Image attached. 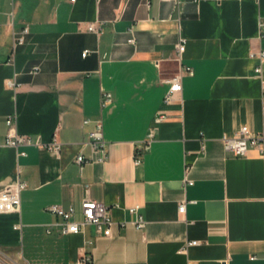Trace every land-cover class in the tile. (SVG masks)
<instances>
[{
	"label": "crops",
	"instance_id": "obj_1",
	"mask_svg": "<svg viewBox=\"0 0 264 264\" xmlns=\"http://www.w3.org/2000/svg\"><path fill=\"white\" fill-rule=\"evenodd\" d=\"M262 18L264 0H0V187L28 184L20 211L0 213L8 256L19 264H70L84 253L89 264H264V157L235 155L222 139L264 125L251 56L264 49ZM182 64L195 73L168 103L164 78ZM106 91L113 99L103 106ZM10 116L30 142L6 144ZM100 120L104 158L88 143ZM55 133L60 152L46 146ZM87 198L110 207L111 236L92 223L62 233L63 217L47 209L74 206L82 222ZM193 239L199 244L182 252Z\"/></svg>",
	"mask_w": 264,
	"mask_h": 264
},
{
	"label": "built area",
	"instance_id": "obj_2",
	"mask_svg": "<svg viewBox=\"0 0 264 264\" xmlns=\"http://www.w3.org/2000/svg\"><path fill=\"white\" fill-rule=\"evenodd\" d=\"M75 1V0H72ZM261 35L264 36V18L260 22ZM89 30L95 32H102V28L98 22H91L89 24ZM28 31V28H24L23 33L15 38L14 46L24 42V34ZM134 42V38L130 39ZM185 42H181L178 45V60L182 61L183 52L185 50ZM85 54L87 51L84 52ZM251 56L257 57L259 59V64L256 66L255 71L262 79V99H263V113H264V76H263V63H264V49L258 51H252ZM195 73L194 69L190 65L182 64L181 70L171 77L164 78L165 81L170 82L169 90L166 93V102H172L176 93L183 90V80L185 74L193 75ZM14 84L13 82H11ZM113 96L111 92H103L102 95V105H106L108 102L112 101ZM163 116H159L160 120ZM88 120H86L87 122ZM9 132L6 138V144L11 146H19L23 143L30 142L31 139L25 135L20 134L16 130V123L13 116L8 119ZM153 136L151 133L148 140L140 144L135 152V162L141 163L144 157V153L150 145V140ZM223 142L225 149L232 152L235 155L248 156L251 150L256 149L260 156L264 157V125L260 131L254 132L250 129L248 125L241 126L234 134H224ZM88 143L92 145L94 149L101 150L103 155L100 158L105 157V139L103 122L97 121L95 127L88 133ZM50 150L60 152L62 148V143L59 139V135L55 133L51 142L47 145ZM76 160L82 165L87 161L84 154H79ZM192 182V181H190ZM27 182L18 179L12 183L6 184L0 187V213H12L20 211L21 209V192L27 187ZM84 221L78 222L73 219L75 213V207L70 206L68 210H65L60 204H51L48 206V210L60 214L63 217V221L60 223V231L62 233H79L82 230V225L87 223H92L96 225L99 234H105L107 236L112 235V224L113 218L110 214V207L103 202H98L93 199H85L82 203ZM131 212L136 214V225L141 228L146 226L147 221L140 212V207L138 205L132 206L130 208ZM186 210V202H183L179 206V211L184 212ZM20 227V224L16 225ZM199 244V240L193 239L189 240L182 246L181 251H186L192 245ZM255 256H252L254 258ZM92 261V256L89 253H84L77 260L71 262L70 264H89ZM0 264H19L17 261L13 260L8 256V254L0 247Z\"/></svg>",
	"mask_w": 264,
	"mask_h": 264
}]
</instances>
